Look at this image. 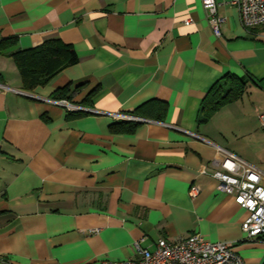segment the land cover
Returning <instances> with one entry per match:
<instances>
[{
	"label": "crops",
	"instance_id": "1",
	"mask_svg": "<svg viewBox=\"0 0 264 264\" xmlns=\"http://www.w3.org/2000/svg\"><path fill=\"white\" fill-rule=\"evenodd\" d=\"M216 2L220 37L202 0H0L8 50L58 37L78 56L26 92L0 54V264L120 261L136 240L153 250L194 232L245 264L264 261V240L241 230L247 212L201 172L217 146L264 171V25L247 28L229 0ZM225 75L242 92L201 121ZM67 86L69 107L48 101ZM122 120L139 125L113 131Z\"/></svg>",
	"mask_w": 264,
	"mask_h": 264
},
{
	"label": "built area",
	"instance_id": "2",
	"mask_svg": "<svg viewBox=\"0 0 264 264\" xmlns=\"http://www.w3.org/2000/svg\"><path fill=\"white\" fill-rule=\"evenodd\" d=\"M239 11L242 24L247 28L264 25V0H229ZM208 23L215 37L221 36L225 21L218 12L216 0H202ZM191 18L185 20L189 25ZM58 106L69 107L65 100H48ZM115 119L129 116L110 113ZM264 127V113H258ZM211 161V168L203 167L202 173L216 180V189L234 197L237 205L247 212L241 230L248 239L264 238V171L245 163L235 153L223 147ZM199 187L194 186L190 194L195 196ZM142 239L134 241L135 257L120 261H103L101 264H245L243 258L226 242H212L199 233H191L174 240L159 239L153 250L141 246Z\"/></svg>",
	"mask_w": 264,
	"mask_h": 264
},
{
	"label": "trees",
	"instance_id": "3",
	"mask_svg": "<svg viewBox=\"0 0 264 264\" xmlns=\"http://www.w3.org/2000/svg\"><path fill=\"white\" fill-rule=\"evenodd\" d=\"M15 42L14 37L0 40V54L7 55L13 59L21 78L22 89L26 92H32L37 86L48 84L64 68L78 62V56L74 48L61 41L58 37L48 38L34 47L8 50L7 47L13 46ZM227 78H229V81H227ZM223 80L225 81H218L213 85L203 101L202 111L204 115L200 119L201 121H206L216 110L237 98L242 92L244 86L242 80L234 79L231 75H225ZM226 85H228L227 89L223 90V86ZM92 95L93 92H90L87 95V99H90ZM51 98L69 101V87L57 89ZM157 107L161 110L165 108L162 104H158ZM69 114L78 116L82 112L70 111ZM135 115L143 117L145 114L135 113ZM138 125V121L122 120L113 123L111 129L118 132H133ZM260 239L264 240V238ZM261 264H264V261Z\"/></svg>",
	"mask_w": 264,
	"mask_h": 264
}]
</instances>
